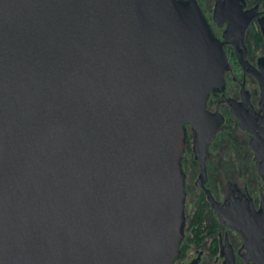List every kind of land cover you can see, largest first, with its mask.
I'll return each instance as SVG.
<instances>
[{
	"label": "water",
	"instance_id": "obj_1",
	"mask_svg": "<svg viewBox=\"0 0 264 264\" xmlns=\"http://www.w3.org/2000/svg\"><path fill=\"white\" fill-rule=\"evenodd\" d=\"M102 2L85 34L82 22L54 40L0 28L45 53L28 63L25 107L0 109V264H171L177 252L181 125L210 83L201 44L180 29L181 54L143 64L135 29L156 14Z\"/></svg>",
	"mask_w": 264,
	"mask_h": 264
},
{
	"label": "flooded vegetation",
	"instance_id": "obj_2",
	"mask_svg": "<svg viewBox=\"0 0 264 264\" xmlns=\"http://www.w3.org/2000/svg\"><path fill=\"white\" fill-rule=\"evenodd\" d=\"M107 1L114 9L126 4ZM103 4L0 0V28L19 23L25 32L54 40L82 22L85 34ZM138 4L156 14L154 28L144 24L135 29L143 64L151 65L161 50L181 54L173 34L182 29L190 46L201 44L195 52L204 58L210 82L197 116L181 125L180 234L171 264H264V0ZM10 36L0 40V109L6 115L27 103L29 61L45 59L43 51Z\"/></svg>",
	"mask_w": 264,
	"mask_h": 264
}]
</instances>
